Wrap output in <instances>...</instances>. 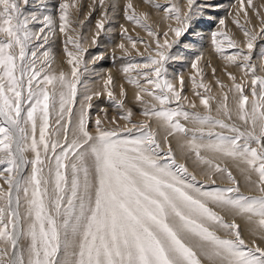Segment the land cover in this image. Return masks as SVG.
I'll return each mask as SVG.
<instances>
[{"label":"snow or ice","instance_id":"6c2138e0","mask_svg":"<svg viewBox=\"0 0 264 264\" xmlns=\"http://www.w3.org/2000/svg\"><path fill=\"white\" fill-rule=\"evenodd\" d=\"M98 2L102 18L90 38L80 33L82 20L79 28L71 27L75 20L69 9L76 5L61 3L58 31L65 37L69 75L49 71L55 57L45 46L57 33L56 21L26 17L17 0H0V34L4 37L0 41V165H6L3 172L9 174L4 176L7 189L0 186V264H264V246L246 244L235 220L243 217L264 242V75L257 74L258 66L251 62L257 40L264 39L260 12L264 5L252 7L260 22L257 30L248 26L251 20L245 0H238L245 20L241 23L237 12L233 23L244 43L226 31L213 34L215 51L223 56L226 41L227 48L237 51L223 56L224 60L239 63L244 77H251L249 104L244 83L227 73L232 87L223 92L217 109L223 118H218L212 115L210 98L201 100L206 113L186 111L184 78L179 79L178 89L162 75L168 50L189 26L195 0H186L185 11L171 4L164 15L174 19L176 26L168 23L163 32L149 22L148 13L137 14L129 0L126 19L151 38L134 40L121 26L132 49L143 43L148 52L143 63H129L122 69L136 89L135 100L142 105L144 119L133 122L134 113L125 104L127 93L121 87L120 98L114 95L110 73L99 74L104 92L93 91L88 82L82 84V77L90 71L88 64L103 58L101 54L85 61L88 40L95 45L110 19L105 0ZM118 2L112 0L113 14ZM252 5L253 0H247V6ZM96 6L89 4V15ZM154 6L159 9L161 5ZM36 22L42 27L33 30L30 25ZM220 25L223 29L225 20ZM169 32L174 34L171 42ZM118 47L131 58L125 43ZM201 59L192 64L197 75L191 79L195 89L207 93L210 89L202 77L197 81ZM259 68L264 72V55ZM217 83L222 90L226 88ZM233 90L235 106L231 108L228 92ZM105 93L123 111L119 119L125 124L118 126L116 117L109 121L106 109H101L105 116L97 115L90 130L92 101ZM173 103L176 107H168ZM53 117L54 124H50ZM178 118L194 127H185ZM234 119L244 127L226 122ZM106 122L117 126L105 127ZM216 128L229 134L213 131ZM190 131L192 136L178 148L184 155L194 154L198 166H207V183L178 162L169 142V137L180 138ZM158 136L167 145L166 152ZM29 152L34 159H28ZM218 158L233 161L254 194H245L233 172L216 162ZM29 165L30 173L25 175ZM225 175L230 186L209 187L218 185ZM226 216L233 217L232 221H226Z\"/></svg>","mask_w":264,"mask_h":264},{"label":"rangeland","instance_id":"374dc122","mask_svg":"<svg viewBox=\"0 0 264 264\" xmlns=\"http://www.w3.org/2000/svg\"><path fill=\"white\" fill-rule=\"evenodd\" d=\"M17 2L20 4V7L26 17L35 16L37 20H42L44 17H50V16L53 17V20H55L57 24L58 33H56V35L53 38H50L49 44L45 46V49H51V54H54L55 52L54 55L64 56L63 61L66 64H67V56L64 51V43H63L65 37L63 36V34H60L58 31L61 3L68 2L70 4L76 5V8L69 9V12L71 13L70 18L75 20V23L71 25V27L79 28L80 27L79 22L82 20L84 24H83V27L80 28V33L83 36H88L90 38L96 30V21L102 18V9L99 5L98 0H28L27 4H24L23 0H17ZM93 2H95L97 6L94 10H91V14L89 15L90 9L88 6L89 4ZM128 2L129 0H119L118 7L116 8L115 13L113 14V9L111 7L112 0H105V5L107 6V11L110 16V19L105 25L106 32L100 35L99 40L97 41L95 45H92L90 39L88 40V50L85 55V61H90L94 57H98L101 54L103 58L98 60L97 63L95 64H91V63L88 64V68L90 71L87 74H85L84 77H82V84L84 82H88L90 88L93 91L104 92L103 84L99 82L100 81L99 74H103L106 76L107 74L110 73L114 79L113 85L110 86L114 92V95L117 98H120L121 87L125 89L127 93L126 97H124L125 104L128 108H131L134 113L133 122H140L144 119V117L140 114L142 111V105L140 102H137L135 100L134 93L136 89L134 88V86L130 85L127 82L128 76L123 73L122 69L126 67L129 63H143L145 58L148 55V52L146 51L145 45L143 43H137V48L132 49L130 43H128L126 38L122 36L121 26H123L124 28H127L130 26L129 28H127L128 29L127 34L131 35L134 40L150 41L151 38L147 36V33L142 28H140L139 26L133 24L132 22L126 19L125 10H126V5ZM131 2H133L132 3L133 8L137 14H143V13H148V12L152 13V14H148L149 16L150 15L153 16V13H156V15L158 14L156 19L150 18L149 22L153 24L155 20L159 19L160 21L159 20L158 21L160 25H162V28L161 29L158 28V30H160L161 32L167 30L166 24L168 23H172L173 26H176L174 19L168 20L165 18V15H164L165 10L169 8L171 4L175 3L177 5H180L179 7L181 9H183L184 7L182 11H185L187 7L186 4H183V3H186V0H182V1L181 0H175V1L174 0H152L151 3H148L147 0H137V3L140 4L139 6L140 7L142 6L141 8H139V6L138 7L134 6L135 5L134 2L136 3V0L135 1L133 0ZM157 3L161 5L159 9H156L154 6ZM245 4H246L247 12H248V18L251 20V24L248 26L254 27L258 30L260 27V22L257 16L255 15V13L252 11V7H258L260 5H264V0H253V5L250 7L247 6V0H245ZM209 6L212 9L210 8L208 9ZM193 8L195 11L192 14V18L190 20L189 26L187 27L186 31L181 37L175 38V43H173L172 47L168 50V59L164 62V72L162 75H163V78L169 81H172V77L173 76L175 77V74H176L177 75L176 86L178 89H179L178 80L181 77L184 78L185 84H184L182 95L187 97V99L183 101L186 111H196L202 114L206 113L208 110L204 108V106L201 103V100L203 98H210L209 103H210V107L212 110V115L218 118H222V114L221 116L220 114L218 115L217 110H213V107H219L220 103L223 101V92L227 91V88L232 87V81L228 79L227 73L231 72L233 75L237 77V82L244 83L246 95L251 94V91H250V78L251 77L250 76L247 78L244 77L243 70L239 66V63H237L236 65H232V64L227 63L224 60L223 56L233 55L237 51L235 49L227 48L226 41H225V51H224L223 56L215 51V46L213 44V34L219 31H226L230 35H232L236 40L238 41L240 40L241 43L242 42L244 43V37H243L242 32L240 31L239 27L233 23V18L237 12H239V18L241 20V23H243L245 20L244 13L239 11L238 0H205V1L195 0ZM220 8H223V10L224 9L225 10L223 11ZM145 9L146 10L148 9V11L146 12ZM213 9L215 10L213 11ZM2 10H3L2 6H0V11ZM260 12H261V15L264 16V7L260 8ZM221 20H225V27L223 29L221 28V25H220ZM153 25L154 27H158L155 24ZM30 27L33 30H38L39 28L42 27V24L39 22L32 23ZM45 31H47V29ZM204 34L206 35L203 36ZM200 35H202L203 39ZM195 38L197 39L195 40ZM238 38H241V39H238ZM168 39L171 42L174 39V34L169 32ZM2 40H4V37L2 34H0V41ZM199 41H200V45L198 44ZM121 42L125 43L126 48L131 52V58L128 56H124L122 51L119 49L118 45ZM36 43H39V41H36ZM187 43L188 45H186ZM193 45H195V47L197 46L196 49H194L195 47L194 48L192 47ZM186 46H189V47L191 46V47L189 48ZM154 47L155 45L153 42L152 48L154 49ZM69 48H71V46H69ZM45 49H41V52L44 51ZM52 51L54 52L52 53ZM245 51H246V48H245ZM30 52H31V48L29 49V53ZM139 53H143V56L140 55ZM262 55H264V39H258L253 49V52H252L251 62L253 63L254 61V64H257L258 62L260 63L261 61L260 57ZM201 56L204 58L201 59L202 62L200 61V64L198 66L200 75L197 76V81L199 82L202 77L203 83L207 85L208 88L210 89V91L207 93L205 92L204 89H195L193 87V82L191 79L192 76L197 75V70L192 69V64L196 61V59H198ZM211 57L214 60H212ZM221 62L224 64H222ZM68 66L70 68L68 67L69 70L67 69V73L69 72L68 74L70 75L71 66L70 65ZM257 66H259V64H257ZM214 69L215 71H213ZM93 72H96L97 75H93ZM261 72L262 71L260 70V68L258 70V67H257V74L264 75V72L262 73ZM170 73H173L171 74L173 76L170 77L169 75ZM131 75L135 76L136 73L133 72L131 73ZM217 80H219L226 86L224 90L220 88L219 84L217 83ZM141 83H144L143 78H141ZM117 88H120V90L118 89L119 92ZM188 88L191 90H189ZM130 90H132V92H129ZM82 92H83V88L81 86L79 88L78 96H77L78 103L81 98L80 93ZM197 92H199L200 95H197L196 94ZM233 92H228L229 98ZM130 93H132L131 96H130ZM144 99L151 101L153 104H156V106L159 107V103L153 100L152 97L145 96ZM250 100H252L251 95L249 96V103H250ZM228 103H229V99H228ZM92 104H93V107L90 111L91 120L89 123L90 130L94 129V119L97 115L101 116L102 118L105 116V112L101 111V109H106V115L109 121L113 117H116L118 121V126L122 127L125 124V121H123L122 119H119L123 115V111L120 110L113 102L108 100L106 93L104 95H101L99 99L94 98L92 101ZM190 104H195L196 107L193 109L189 107ZM168 107H176V105L175 103H173L169 105ZM178 119H180V122L184 124L185 127L189 129H192L194 127V125L191 124L190 122L184 121L182 118H178ZM226 122L231 123V121H227V120ZM50 124H54V117L52 120H50ZM116 126L117 125H112L107 122L105 123V127H116ZM238 126L242 128L244 127L242 123H239ZM205 131H207V127H205ZM213 131H219V132H222L223 134H229L227 130L219 129V128L213 129ZM192 134L193 133L190 131L187 134V136H184L183 134H181L180 137L188 139L192 136ZM158 139L161 140L162 138L158 136ZM169 142L171 143L172 148H173L172 142L170 140ZM161 143H162V147L164 148V151L166 152L167 145L163 143V140H161ZM253 147H255V144H253ZM173 151H174V148H173ZM175 154L176 153L174 152V155ZM26 155L28 159H34L33 153L29 152V153H26ZM175 157L177 158L178 162L185 163L186 166H187V161H188L186 160V158L189 157L190 160L192 159V161H194L195 159L194 154L192 153H189L188 155H184L183 158H179L177 155H175ZM224 160L225 159L223 160L217 159L216 162L220 163L221 166H227L229 170L233 172V175L236 176L234 174V171L231 169L228 163L227 164L225 163L226 161ZM199 166H206V165H199ZM5 167L6 165H0V173H2L0 174V186H3L4 189H7L8 185L4 180V176L9 175V174L6 172H3V169ZM30 170H31V165H29L28 168L25 169L24 174L28 175L30 173ZM189 171L197 175L196 172L191 170L190 168H189ZM217 175L219 176L220 174H217ZM197 179L202 182L207 183L206 178H203V177L201 178L200 175H197ZM221 180L223 181H220L218 185H209V187L230 186L229 182L227 181L226 175ZM237 180L240 183V180L238 178ZM241 190L245 194L251 195V192H247L248 190L243 189V188ZM0 203H2V201H0ZM21 210L23 211V208ZM225 219L228 222L232 221V219L228 220L227 217H225ZM218 234L221 235L220 232ZM242 238L244 239L243 234H242ZM245 242L246 244H249L250 246L252 245L253 242L257 243L256 241H250V240H245ZM0 245H2V241H0Z\"/></svg>","mask_w":264,"mask_h":264},{"label":"bare ground","instance_id":"6f19581e","mask_svg":"<svg viewBox=\"0 0 264 264\" xmlns=\"http://www.w3.org/2000/svg\"><path fill=\"white\" fill-rule=\"evenodd\" d=\"M131 1H133V0H131ZM135 1V0H134ZM175 1V0H174ZM182 1V0H181ZM205 1V0H204ZM48 2V1H47ZM207 2V1H206ZM131 3H133V2H131ZM180 3V2H179ZM134 6H136V7H138L140 4H138L137 3V0H136V3L134 2ZM183 4H186V3H183ZM223 4V3H222ZM224 4H226V3H224ZM220 5V4H219ZM178 6H180V5H178ZM228 6V5H227ZM48 7V6H47ZM142 7V6H141ZM140 6H139V8H141ZM183 7V6H182ZM204 7V6H203ZM222 7H224V6H222ZM205 8V7H204ZM210 8V6L208 7V9ZM219 8V7H218ZM217 8V9H218ZM226 8V7H225ZM183 9H184V7H183ZM183 9H181V10H183ZM210 9H212V8H210ZM221 10H223V8H220ZM146 10V9H145ZM215 9H213V11H214ZM225 10V9H224ZM223 10V11H224ZM148 11V9L146 10V12ZM222 11V12H223ZM155 12V11H154ZM158 13V12H157ZM214 13V12H213ZM148 14H152L151 12L149 13L148 12ZM33 15V14H32ZM53 15V14H52ZM158 15V14H157ZM157 15H156V13H153V16L152 15H150L149 17L151 18V19H156V17H157ZM216 16V15H215ZM51 17V16H50ZM160 17H161V15H160ZM213 17V16H212ZM52 19H53V17H51ZM55 18V17H54ZM214 18V17H213ZM217 18V17H216ZM42 19V18H41ZM161 19V18H160ZM159 20V19H158ZM158 20H155L154 22H153V24H155L156 26H158L157 28H159V29H161L162 28V25H160V23H159V21ZM214 20V19H213ZM152 21V20H151ZM164 21V20H163ZM167 22V21H166ZM165 23V22H164ZM122 25V24H121ZM166 26H167V24H166ZM202 26V25H201ZM130 27V26H129ZM129 27H127V28H129ZM164 27H165V25H164ZM163 27V28H164ZM195 28V27H194ZM132 29V28H131ZM140 30V29H139ZM141 31V30H140ZM199 31V30H198ZM58 33V32H57ZM206 34H204L203 36H205ZM193 36V35H192ZM201 37H202V35H200ZM198 37H199V35H198ZM197 38H195V40H196ZM201 39V38H200ZM202 39H203V37H202ZM201 39V40H202ZM238 39H241V38H238ZM198 40H199V38H198ZM239 42H240V40H239ZM243 43V42H242ZM191 44V43H190ZM199 45H200V41H199V43H198ZM197 44V45H198ZM201 44H202V42H201ZM186 45H188V43L186 44ZM186 47H189V46H186ZM191 47V46H190ZM189 47V48H190ZM193 48L195 47V45H193L192 46ZM197 47V46H196ZM196 47L194 48V49H196ZM246 48V47H245ZM53 50V49H52ZM54 51H52V53H53ZM54 54H55V52H54ZM54 54H52L54 57H55V62H54V64H53V66H52V68L50 69L53 73H55V74H58L60 71H64L66 74H68L67 73V69H68V65L63 61V59H64V56H62V55H54ZM204 55V54H203ZM209 55V54H208ZM206 56H207V54H206ZM211 56V55H210ZM209 57V56H208ZM202 58H204V57H202ZM212 58V57H211ZM211 58H209V59H211ZM257 58V57H256ZM261 58V57H260ZM258 59V58H257ZM203 60H205V59H203ZM212 60H214L213 58H212ZM256 60V59H255ZM261 60V59H260ZM210 61V60H209ZM259 61V60H258ZM257 61V62H258ZM202 62V61H201ZM211 62V61H210ZM212 62H214V61H212ZM256 62V63H257ZM222 63V62H221ZM253 63H254V61H253ZM260 63H261V61H260ZM259 62L257 63V64H260ZM222 64H224V63H222ZM206 65V64H205ZM222 66V65H221ZM220 66V67H221ZM225 66V65H224ZM223 66V67H224ZM228 66V65H227ZM70 68V67H69ZM222 68V67H221ZM233 68V67H232ZM69 70V69H68ZM106 70V69H105ZM258 70H259V66H258ZM223 72V71H222ZM117 73V72H116ZM191 73V72H190ZM262 73V72H261ZM171 74H173V73H170L169 75H170V77L171 76H173V75H171ZM176 77H177V75L175 74V77L173 76L172 77V82H174L175 84H176ZM178 80V79H177ZM179 81V80H178ZM98 87H100V86H98ZM131 87V86H130ZM120 90V88H117V90ZM129 89V88H128ZM131 89V88H130ZM189 89V88H188ZM119 90H118V92H119ZM133 90V89H132ZM132 90H130L129 92H132ZM189 90H191V89H189ZM233 92V91H232ZM128 95H129V93H128ZM132 95V93H130V96ZM251 94H249L248 96H250ZM233 96H234V92L231 94V96H230V98H229V103H228V105H229V107H231V108H234V100H233ZM252 98V97H251ZM132 101V100H131ZM251 102H252V100H250V103L249 104H251ZM131 103V102H130ZM132 105V104H131ZM214 106H216V105H214ZM189 109V108H188ZM218 109V107H213V110H217ZM217 114V113H216ZM218 115H219V113H218ZM220 116H221V114H220ZM222 118H223V116H222ZM233 121H235L237 124H239V123H242V122H240V121H238V120H233ZM233 121H231V122H233ZM159 137H161V136H159ZM162 138V137H161ZM162 140V139H161ZM169 140L172 142V144H173V148H174V152L176 153L175 155H177L179 158H183V156H184V154H182L180 151H179V148H178V144L183 140V141H186L187 139H185V138H177V137H169ZM219 159V158H218ZM186 160H188L187 161V166L191 169V170H193V171H195L196 172V174L197 175H200V177L202 178H205V175H204V173L206 172V170H207V166H197V164L196 163H194L193 161H192V159L190 160V158L188 157V158H186ZM223 160V159H222ZM224 161H226L225 163L227 164L228 163V165L231 167V169L234 171V174L237 176V178L240 180V185H241V189L243 188V189H246V190H248L247 192H249V188H248V185L246 184V182L244 181V178H243V176L241 175V173H240V171H239V169L237 168V166H236V164L233 162V161H231V160H224ZM217 175V174H216ZM218 176V175H217ZM215 177V176H214ZM216 178V177H215ZM253 179H255V175H253ZM221 181H223V180H221ZM252 194V193H251ZM227 218H228V220H231V219H233V217H231V216H226ZM235 220H236V222L237 223H239L240 225H241V228H242V234H243V237H244V239L245 240H250V241H256L258 244H261L262 246H264V242H262L261 241V239H260V236H259V234H254L253 233V231H252V229L250 228V226L247 224V221L243 218V217H235ZM220 232V234L221 235H224V233H223V231L222 230H218V233ZM248 242V241H247ZM256 243V244H257Z\"/></svg>","mask_w":264,"mask_h":264}]
</instances>
